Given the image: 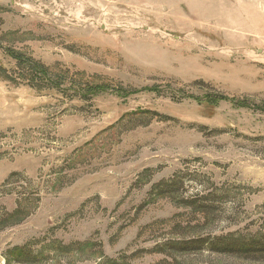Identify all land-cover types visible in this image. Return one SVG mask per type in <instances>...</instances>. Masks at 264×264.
Segmentation results:
<instances>
[{
  "label": "rangeland",
  "instance_id": "1",
  "mask_svg": "<svg viewBox=\"0 0 264 264\" xmlns=\"http://www.w3.org/2000/svg\"><path fill=\"white\" fill-rule=\"evenodd\" d=\"M258 240L264 0H0V264H264L233 247Z\"/></svg>",
  "mask_w": 264,
  "mask_h": 264
},
{
  "label": "trees",
  "instance_id": "2",
  "mask_svg": "<svg viewBox=\"0 0 264 264\" xmlns=\"http://www.w3.org/2000/svg\"><path fill=\"white\" fill-rule=\"evenodd\" d=\"M13 56H15V60L20 62V60H21L20 56H17L15 54ZM28 66H29L31 74H34V75L35 74L36 75L37 74L47 75L46 74L47 70L42 65L36 63L35 61H32V60L29 61ZM29 76H31V75L29 74ZM90 92H92V91H90ZM16 213H18V212H15L14 215H16ZM233 247L237 248V252H238V254L240 256H253L254 254L264 252V240H258V241H255L253 243L250 242L248 244L243 243L242 245L241 244L240 245H235ZM13 253L20 254L22 256V254L24 252L21 249H16Z\"/></svg>",
  "mask_w": 264,
  "mask_h": 264
}]
</instances>
